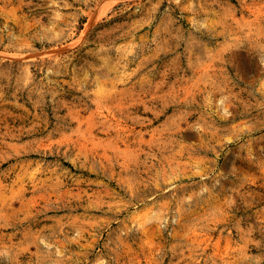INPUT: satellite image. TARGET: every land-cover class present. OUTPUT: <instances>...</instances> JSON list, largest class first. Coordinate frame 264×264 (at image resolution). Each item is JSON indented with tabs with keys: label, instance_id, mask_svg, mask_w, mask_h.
<instances>
[{
	"label": "rangeland",
	"instance_id": "rangeland-1",
	"mask_svg": "<svg viewBox=\"0 0 264 264\" xmlns=\"http://www.w3.org/2000/svg\"><path fill=\"white\" fill-rule=\"evenodd\" d=\"M0 264H264V0H0Z\"/></svg>",
	"mask_w": 264,
	"mask_h": 264
},
{
	"label": "bare ground",
	"instance_id": "bare-ground-1",
	"mask_svg": "<svg viewBox=\"0 0 264 264\" xmlns=\"http://www.w3.org/2000/svg\"><path fill=\"white\" fill-rule=\"evenodd\" d=\"M90 24H88V26H89ZM225 113V112H224ZM226 115H228V113L226 114ZM228 117V116H227Z\"/></svg>",
	"mask_w": 264,
	"mask_h": 264
}]
</instances>
